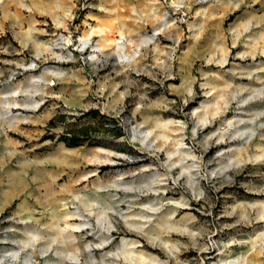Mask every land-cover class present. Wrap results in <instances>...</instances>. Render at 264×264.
I'll return each mask as SVG.
<instances>
[{
  "label": "rangeland",
  "instance_id": "rangeland-1",
  "mask_svg": "<svg viewBox=\"0 0 264 264\" xmlns=\"http://www.w3.org/2000/svg\"><path fill=\"white\" fill-rule=\"evenodd\" d=\"M0 264H264V0H0Z\"/></svg>",
  "mask_w": 264,
  "mask_h": 264
},
{
  "label": "built area",
  "instance_id": "built-area-1",
  "mask_svg": "<svg viewBox=\"0 0 264 264\" xmlns=\"http://www.w3.org/2000/svg\"><path fill=\"white\" fill-rule=\"evenodd\" d=\"M187 20V13L186 11L181 7L177 6L174 9V21H176L179 24H184Z\"/></svg>",
  "mask_w": 264,
  "mask_h": 264
},
{
  "label": "trees",
  "instance_id": "trees-1",
  "mask_svg": "<svg viewBox=\"0 0 264 264\" xmlns=\"http://www.w3.org/2000/svg\"><path fill=\"white\" fill-rule=\"evenodd\" d=\"M66 144L76 145V139L73 138L71 141H66Z\"/></svg>",
  "mask_w": 264,
  "mask_h": 264
}]
</instances>
